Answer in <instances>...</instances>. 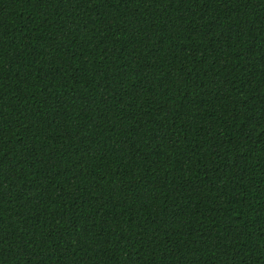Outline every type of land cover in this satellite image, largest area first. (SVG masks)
<instances>
[{"label": "trees", "instance_id": "16d2710c", "mask_svg": "<svg viewBox=\"0 0 264 264\" xmlns=\"http://www.w3.org/2000/svg\"><path fill=\"white\" fill-rule=\"evenodd\" d=\"M0 264H264V0H0Z\"/></svg>", "mask_w": 264, "mask_h": 264}]
</instances>
